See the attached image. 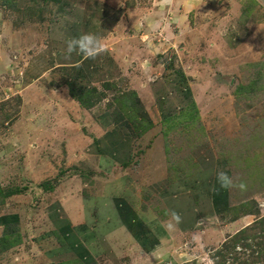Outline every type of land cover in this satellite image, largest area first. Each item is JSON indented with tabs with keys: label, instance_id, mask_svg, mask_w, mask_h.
I'll return each instance as SVG.
<instances>
[{
	"label": "rangeland",
	"instance_id": "374dc122",
	"mask_svg": "<svg viewBox=\"0 0 264 264\" xmlns=\"http://www.w3.org/2000/svg\"><path fill=\"white\" fill-rule=\"evenodd\" d=\"M258 2L0 0V214L20 210L23 224L39 225L52 196L45 191L61 177L78 174L89 185L97 142L90 119L114 112L124 119L118 130L132 135L127 156L156 142L165 164L161 180L192 179L195 170L198 195L176 202L182 221L192 213L187 204L194 212L210 205L207 180L216 166L246 185L227 189L225 209L207 222L216 229L173 235L190 257L160 264L208 258L264 264V2ZM88 33L102 39L105 51L95 59L68 55L67 40ZM68 84L93 105H79ZM134 100L156 118L155 134L141 135ZM198 158L212 175L194 164ZM38 170L43 181H35ZM38 233L24 235L25 257L48 245L51 238ZM13 253L0 264H11Z\"/></svg>",
	"mask_w": 264,
	"mask_h": 264
},
{
	"label": "crops",
	"instance_id": "0c3cea01",
	"mask_svg": "<svg viewBox=\"0 0 264 264\" xmlns=\"http://www.w3.org/2000/svg\"><path fill=\"white\" fill-rule=\"evenodd\" d=\"M141 106L136 113L140 131L145 130L141 135L144 137L150 131L155 134L152 131L156 129V118L148 116ZM161 114L157 113L160 119L164 116V113ZM90 121L89 125L96 135L93 140H97L92 142L95 156L89 166L94 182L85 185L78 174L71 178L61 177L57 186L45 191L52 196L46 206L43 205L46 208L39 225L32 222L23 224L20 210L0 214V259L10 251L16 252L11 264H160L165 257L175 261L190 257L188 250L182 251L184 243L172 239L196 231L201 237L216 229L207 222H211L213 214L221 212V201L228 190L220 189L215 178L207 180L208 208L194 212L195 209H188L187 204V212H192L187 220L182 221L176 230L165 231L161 226L169 219L165 214L169 210H177L179 199L196 198L198 195L195 170L192 179L175 180L172 176L161 180L165 164L158 153V143L152 142L136 155L131 153L127 156L132 147V135H129L130 130L129 134L118 130L119 125L124 124L123 118L114 112L111 115L101 112ZM142 136L139 137L141 141ZM195 163L199 169L212 175V166L204 167L199 158L197 162L194 160ZM217 168L220 170V166ZM41 175L39 170L36 171L35 181H43L46 176ZM56 175L57 172L47 177ZM214 187L216 190H213ZM241 219L237 222L240 223ZM35 230L39 231L38 239L51 238L52 241L50 239L48 245L39 248L34 254L36 257L31 259L25 257L22 247L26 244L24 235H30L29 232ZM173 235H176L175 238ZM30 243L36 246L34 239Z\"/></svg>",
	"mask_w": 264,
	"mask_h": 264
},
{
	"label": "clouds",
	"instance_id": "9594fccd",
	"mask_svg": "<svg viewBox=\"0 0 264 264\" xmlns=\"http://www.w3.org/2000/svg\"><path fill=\"white\" fill-rule=\"evenodd\" d=\"M66 53L71 55L73 52L83 54L86 58L95 59L96 56L105 51V45L102 43V39L94 34L88 33L78 37H73L66 42ZM215 179L220 189H232L239 188L244 190L246 185L243 181L237 182L223 170H218L215 173ZM213 190H216L215 187ZM166 215L168 220L162 223V227L165 231H174L177 229L180 223H182V217L175 210H169ZM207 264H215L211 259H207Z\"/></svg>",
	"mask_w": 264,
	"mask_h": 264
},
{
	"label": "trees",
	"instance_id": "16d2710c",
	"mask_svg": "<svg viewBox=\"0 0 264 264\" xmlns=\"http://www.w3.org/2000/svg\"><path fill=\"white\" fill-rule=\"evenodd\" d=\"M71 86L72 85H69L70 95L72 97H74L76 99V101L79 103V105H81L84 109H89L93 105V101H91V100L84 101L81 96L77 95L78 92H75V90L72 89ZM134 103L137 104L138 101L134 100ZM136 106H137V114H138L139 105L137 104ZM225 196L226 195L223 196V200L221 201L222 202V207L220 208V211H223L225 209ZM215 203H217V200L215 201Z\"/></svg>",
	"mask_w": 264,
	"mask_h": 264
}]
</instances>
